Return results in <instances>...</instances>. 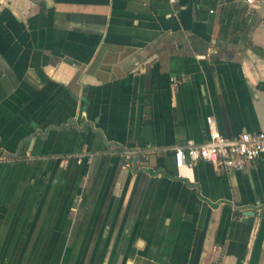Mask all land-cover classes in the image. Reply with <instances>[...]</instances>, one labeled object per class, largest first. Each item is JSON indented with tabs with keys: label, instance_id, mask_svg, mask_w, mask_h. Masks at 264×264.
Returning <instances> with one entry per match:
<instances>
[{
	"label": "crops",
	"instance_id": "obj_1",
	"mask_svg": "<svg viewBox=\"0 0 264 264\" xmlns=\"http://www.w3.org/2000/svg\"><path fill=\"white\" fill-rule=\"evenodd\" d=\"M207 117L264 130V0H0V264H264V158L176 174Z\"/></svg>",
	"mask_w": 264,
	"mask_h": 264
},
{
	"label": "built area",
	"instance_id": "obj_2",
	"mask_svg": "<svg viewBox=\"0 0 264 264\" xmlns=\"http://www.w3.org/2000/svg\"><path fill=\"white\" fill-rule=\"evenodd\" d=\"M248 8L256 7L262 0H243ZM175 3L176 0H169ZM173 85L177 83L172 80ZM208 139L204 143L187 141L184 145L174 149V167L178 177L183 178L182 170H191L198 162L210 163L222 171H239L259 158H264V130L255 133H241L233 137H227L219 133L212 117L206 118ZM127 154V152H125ZM129 156V155H128ZM71 160L78 165H89L92 155L84 156L68 155L62 158L63 166H67ZM127 162L125 167H129Z\"/></svg>",
	"mask_w": 264,
	"mask_h": 264
},
{
	"label": "water",
	"instance_id": "obj_3",
	"mask_svg": "<svg viewBox=\"0 0 264 264\" xmlns=\"http://www.w3.org/2000/svg\"><path fill=\"white\" fill-rule=\"evenodd\" d=\"M8 156L18 158L19 153H17V155H11V154H8ZM235 212H236L237 215H238V214H239V215H243V216H251V215H253L252 212L249 213V212L245 211V210L242 209L239 205H236Z\"/></svg>",
	"mask_w": 264,
	"mask_h": 264
},
{
	"label": "trees",
	"instance_id": "obj_4",
	"mask_svg": "<svg viewBox=\"0 0 264 264\" xmlns=\"http://www.w3.org/2000/svg\"><path fill=\"white\" fill-rule=\"evenodd\" d=\"M84 165V172H86L87 170V165L86 164H83Z\"/></svg>",
	"mask_w": 264,
	"mask_h": 264
}]
</instances>
